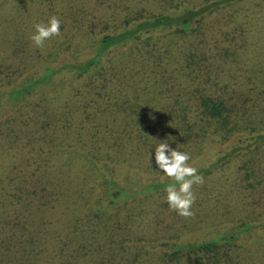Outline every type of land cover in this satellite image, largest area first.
Segmentation results:
<instances>
[{
    "label": "trees",
    "instance_id": "16d2710c",
    "mask_svg": "<svg viewBox=\"0 0 264 264\" xmlns=\"http://www.w3.org/2000/svg\"><path fill=\"white\" fill-rule=\"evenodd\" d=\"M20 1L0 0V205L7 209L0 215V264H242L236 242L247 226L207 241L162 243L154 261L132 251L124 233L132 217L122 214L173 182L155 171L145 177L135 163L155 139L169 136L173 148L179 143L190 154L248 128L256 133L255 119L245 126L241 120L243 93L229 96L206 70L222 35L209 20L228 17L247 37L240 19L263 0H164L161 13L130 6L99 23L85 15L89 1L61 8L42 0L43 22L61 20L60 35L43 48L29 39L31 10L25 0L15 10ZM237 140L199 174L244 150V181L255 186L249 163L264 127Z\"/></svg>",
    "mask_w": 264,
    "mask_h": 264
},
{
    "label": "rangeland",
    "instance_id": "374dc122",
    "mask_svg": "<svg viewBox=\"0 0 264 264\" xmlns=\"http://www.w3.org/2000/svg\"><path fill=\"white\" fill-rule=\"evenodd\" d=\"M40 1L42 0H25L31 10L30 22L33 25L38 17L43 21L42 14L45 15L43 10L46 7L40 6ZM82 1H89L87 6L91 9L85 14L89 15V23H99L100 16L103 19H111V14L115 11L122 12L123 16L130 6L145 15L161 13L166 6L164 0H54L61 8L67 3L74 5ZM16 3L15 10L25 8L24 1ZM246 11L248 15H243L240 19L244 22L242 26L246 30L247 37L244 38L240 37L237 32L239 30L233 28L235 24L231 26L228 17L221 15L217 19L209 20L214 22L216 27H222V35L218 36L219 49L213 52V55H216L208 65L206 72L209 74L206 76L216 79L219 86L227 85L228 88L224 90L229 96L243 93L239 103L241 120L245 126L246 118L255 119L256 133L250 135L249 131L252 130L248 128L223 144L209 142L202 147L197 146L193 153H190V163L197 169L208 168L218 161L231 147L232 141H238V137L256 136L264 127V0L260 7L255 8L252 4L250 11ZM2 20L4 17H1L0 22ZM9 24L7 23L8 28L14 25L11 20ZM0 28L3 30V27ZM227 32L229 35L226 36ZM5 38L9 40L10 36ZM233 90L236 92L232 93ZM248 144L249 142H241V147ZM258 146L253 147L259 148L253 152L256 160L249 163L256 167V174L251 178L255 186H248L244 181L246 170L243 166L246 165L248 157L244 155L246 151L240 150V157L227 164H220L211 174L203 176L202 184L193 185L196 199L191 209L194 214L190 217L179 216L168 207L166 192L149 199H139L129 205L130 212L128 208L124 209L122 217L126 218L128 214L132 217L128 229L124 231L129 233L130 240L127 243L134 247L132 251L137 249L142 256L156 261L162 243L174 240L192 243L207 241L247 226L249 230L243 232L236 242L239 260L242 264H264V142ZM135 163L140 166L145 177L151 175L149 172L154 174L156 165L154 157H149V153L143 152ZM134 173L139 175L137 171ZM257 180L262 181L260 185ZM6 210L1 204L0 215ZM125 218L120 220L126 221ZM57 261L55 259L52 264H57ZM43 263L49 264L47 259H44Z\"/></svg>",
    "mask_w": 264,
    "mask_h": 264
},
{
    "label": "clouds",
    "instance_id": "9594fccd",
    "mask_svg": "<svg viewBox=\"0 0 264 264\" xmlns=\"http://www.w3.org/2000/svg\"><path fill=\"white\" fill-rule=\"evenodd\" d=\"M61 32V20L52 15L47 22H38L34 24V32L29 37L32 44L37 48H43L45 41L53 36H59ZM169 137V136H168ZM168 137L163 139H155L156 146L150 155L154 156L156 169L161 178H171L173 182L165 186L166 201L168 207L179 216L190 217L194 213L191 210L195 202L193 185L203 183V177L199 174L197 167L190 163V154L186 151H181L176 147H172ZM150 163V159H149Z\"/></svg>",
    "mask_w": 264,
    "mask_h": 264
}]
</instances>
